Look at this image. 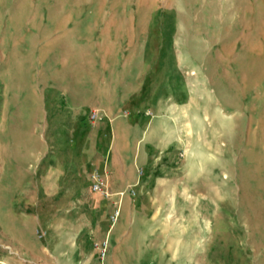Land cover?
Masks as SVG:
<instances>
[{
  "label": "rangeland",
  "instance_id": "1",
  "mask_svg": "<svg viewBox=\"0 0 264 264\" xmlns=\"http://www.w3.org/2000/svg\"><path fill=\"white\" fill-rule=\"evenodd\" d=\"M86 33L109 47L84 51ZM86 54L129 86L159 76L175 119L105 262V199L77 160L94 127L40 87L59 92ZM126 259L264 264V0H0V264Z\"/></svg>",
  "mask_w": 264,
  "mask_h": 264
},
{
  "label": "crops",
  "instance_id": "2",
  "mask_svg": "<svg viewBox=\"0 0 264 264\" xmlns=\"http://www.w3.org/2000/svg\"><path fill=\"white\" fill-rule=\"evenodd\" d=\"M71 36L73 37L74 34ZM90 36H92L90 33H86L78 37L86 40L78 44L85 49L84 51L89 52L88 49L92 50L95 47L97 49L109 47L108 43L99 40L90 41L93 39ZM54 37L62 41V45H68L63 41L69 39V33L49 32L45 34V38L54 39ZM84 58L81 74L78 73L73 77L66 70V75L64 74L60 80L59 92L52 90L48 83H44L40 86L44 88L45 93L41 97L51 94L52 98L60 99L68 105L69 114L73 119H81L83 124L94 127L90 133V142L84 145V153L87 154L77 160L86 172L89 192L95 197L105 199L102 201L103 208L99 210L102 222H104L99 241L106 238L109 240V252L106 259L100 258L99 251L95 247L98 258L105 262L109 259L113 247L112 238L117 237L122 224L117 222L111 226L112 202L92 190L91 171L94 167H98L106 175L114 192H125L122 197L121 219L126 200L138 190L142 180L141 172L148 171L154 165L159 153L166 152L168 146L171 145L172 141L168 135L174 131L175 119L159 110V105L165 101L167 92L162 82L158 87L152 85V77L158 79L159 76L147 73L138 84L129 86L124 80L111 79L109 66L103 65V67L98 64L93 56L86 54ZM100 67H102L101 70ZM156 68H159V65H156ZM159 71L163 70L156 69V72ZM107 72L108 74H105ZM37 86V82L28 85L32 95H29L30 97L36 98ZM149 108L153 110V114H147L146 111ZM93 110H98L104 118L91 120L89 115ZM113 198L116 199L117 196ZM67 260V263H71L72 259ZM125 264H132L131 259H126Z\"/></svg>",
  "mask_w": 264,
  "mask_h": 264
},
{
  "label": "built area",
  "instance_id": "3",
  "mask_svg": "<svg viewBox=\"0 0 264 264\" xmlns=\"http://www.w3.org/2000/svg\"><path fill=\"white\" fill-rule=\"evenodd\" d=\"M146 112L147 114H151L150 110H147ZM89 116L91 120H100L104 118V116L98 110L91 111ZM90 176L91 188L93 191L98 192L107 198L117 196L113 202V212L110 215L111 226H113L120 219L122 212V197L124 196L125 192H114L110 187L106 175L98 167H94L92 169ZM95 247L99 251L100 258L106 259L109 252V240L106 238L103 241L96 242Z\"/></svg>",
  "mask_w": 264,
  "mask_h": 264
}]
</instances>
